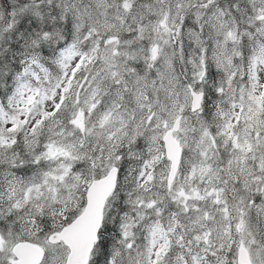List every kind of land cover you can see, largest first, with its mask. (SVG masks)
Wrapping results in <instances>:
<instances>
[{
	"label": "snow or ice",
	"instance_id": "1",
	"mask_svg": "<svg viewBox=\"0 0 264 264\" xmlns=\"http://www.w3.org/2000/svg\"><path fill=\"white\" fill-rule=\"evenodd\" d=\"M0 264H264V0H0Z\"/></svg>",
	"mask_w": 264,
	"mask_h": 264
}]
</instances>
